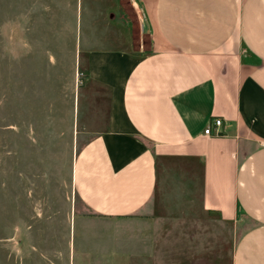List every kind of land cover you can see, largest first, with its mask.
<instances>
[{
    "label": "crops",
    "instance_id": "obj_1",
    "mask_svg": "<svg viewBox=\"0 0 264 264\" xmlns=\"http://www.w3.org/2000/svg\"><path fill=\"white\" fill-rule=\"evenodd\" d=\"M64 2L32 0V17H61ZM126 3L131 20L120 0H103L93 20L118 41L102 33L78 47L93 89L107 94L85 114L93 135L71 165L81 217L132 223L116 264H165L191 239L178 229L214 220L242 228L231 264H264V0ZM135 27L146 48H134ZM214 119L218 135H204ZM165 242L172 256L157 254Z\"/></svg>",
    "mask_w": 264,
    "mask_h": 264
},
{
    "label": "rangeland",
    "instance_id": "obj_2",
    "mask_svg": "<svg viewBox=\"0 0 264 264\" xmlns=\"http://www.w3.org/2000/svg\"><path fill=\"white\" fill-rule=\"evenodd\" d=\"M64 1L61 17L36 19L32 0H0V264H116L131 237L130 222L82 218L87 212L72 190L74 156L93 135L85 114L98 111L107 95L93 89L87 68L77 63L78 47L88 36L118 37L94 27L103 0H81V21L78 0ZM120 6L131 20L126 0ZM136 31L134 48L145 47L147 38ZM241 229L216 220L182 227L178 232L191 239L173 244L177 259L164 263L231 264ZM167 244L157 254L166 249L172 256Z\"/></svg>",
    "mask_w": 264,
    "mask_h": 264
},
{
    "label": "built area",
    "instance_id": "obj_3",
    "mask_svg": "<svg viewBox=\"0 0 264 264\" xmlns=\"http://www.w3.org/2000/svg\"><path fill=\"white\" fill-rule=\"evenodd\" d=\"M221 120L220 119H214L211 124H209L204 130H203V134L204 135H211L212 134V126L214 128V135H218V128L220 127L221 125Z\"/></svg>",
    "mask_w": 264,
    "mask_h": 264
}]
</instances>
